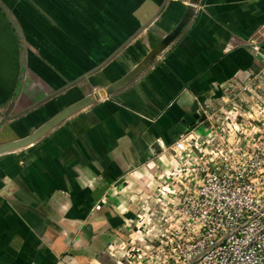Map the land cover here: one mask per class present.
Here are the masks:
<instances>
[{"label":"crops","instance_id":"1","mask_svg":"<svg viewBox=\"0 0 264 264\" xmlns=\"http://www.w3.org/2000/svg\"><path fill=\"white\" fill-rule=\"evenodd\" d=\"M83 1L88 8L78 16L75 0L62 12L56 49L43 37L24 48V67L21 43L0 11V142L29 135L81 99L75 85L63 86L96 62L90 51L98 32L105 34L99 47L111 49L114 24L124 41L154 15L128 49L172 37L127 84L26 147L0 154V264L114 262L129 238L141 236L138 208L150 205L156 174L169 168L167 147L198 119L196 111L216 108L225 82H241L248 70L264 84V0ZM250 36L258 37V52L244 42ZM113 58L100 70L108 82L125 73Z\"/></svg>","mask_w":264,"mask_h":264},{"label":"built area","instance_id":"2","mask_svg":"<svg viewBox=\"0 0 264 264\" xmlns=\"http://www.w3.org/2000/svg\"><path fill=\"white\" fill-rule=\"evenodd\" d=\"M257 39L244 42L258 52ZM243 77L167 147L169 168L138 208L140 239L108 264H264V84Z\"/></svg>","mask_w":264,"mask_h":264},{"label":"rangeland","instance_id":"3","mask_svg":"<svg viewBox=\"0 0 264 264\" xmlns=\"http://www.w3.org/2000/svg\"><path fill=\"white\" fill-rule=\"evenodd\" d=\"M77 3V7L81 9L76 12L77 16L79 15L80 11L83 9H87L88 7V1L83 0H75ZM93 3V2H92ZM0 4L6 8L9 13L11 14V19L7 16V14L4 12L2 7L0 6V11L2 14L6 15V19L8 21H11L10 23L13 26V29L15 30V26L17 27V30H15L19 42L22 44V48H26V46H40V39L43 37L44 43L46 45H50L51 47L55 48L58 46V37L60 38L61 34L59 35L58 29H63V23L61 19L63 18V13L66 11H72L71 5L73 4V0H0ZM103 9L104 7H98V9ZM132 10V9H131ZM130 10V13H131ZM58 11L61 12L58 15ZM99 19V18H98ZM104 20V19H103ZM115 22V21H114ZM44 24H48V29H43ZM115 28L113 29V37H116L113 42V47L111 49H102L99 47L100 44H103L104 41V33L96 34V38L94 39V42H98V46L95 49L91 48V55L93 53L96 54V62L91 63L90 65L87 63L84 66H81V71L83 69H87L98 64L101 60H103L118 44L123 42L122 40V34L116 33L115 31L119 30V26L117 24L113 25ZM118 26V27H117ZM32 27V31L30 29ZM42 27V28H41ZM43 29V30H42ZM131 33V32H130ZM129 33V34H130ZM136 38V37H135ZM49 41V43H47ZM145 40L143 39V42ZM117 42V43H116ZM131 42V41H129ZM142 42V41H140ZM142 42V43H143ZM143 44H138L132 49H128L129 43H127L121 50H119L114 57H116V61L112 60L111 64L114 62H117L118 60H122L121 63L118 64V67L123 69L122 72H127L129 69H131L135 64H137L144 56L145 54L150 50L146 49V47H142ZM140 47V48H139ZM144 51V55H142L141 51ZM52 55H56V50H52ZM60 56L63 55L62 52H59ZM81 55L88 56L89 55V49L84 48L81 50ZM143 56V57H142ZM114 59V58H113ZM129 63H128V62ZM24 67V65H23ZM110 68V67H109ZM101 68L99 70L94 71L93 73L89 74L87 77L75 82L72 85H69L64 89V91H69L72 89V87L75 85V88H78V91L80 92V98L84 97H90L91 102L88 104H92L95 101L104 98L105 94L102 96H99L97 99L93 98V94L97 92L98 89L102 88L104 89L105 86H107L110 82L109 80L104 77L101 74ZM115 70V69H114ZM23 72V70H22ZM114 71H110L107 76L110 78L113 75ZM73 73L70 71L69 73H66V76H72ZM36 83L34 84V87L38 89H42V82L39 80H34ZM20 82V81H19ZM18 82V83H19ZM127 84V83H126ZM37 89V91H39ZM35 91V92H37ZM72 100L69 102L68 105L72 104ZM87 105V104H86ZM55 126V125H54ZM53 126V127H54ZM53 127L49 128L48 130L41 133L36 139H34L32 142H35L39 138H41L47 131L51 130ZM30 144V143H29ZM27 144V145H29ZM22 146L20 148L26 147ZM18 148V149H20ZM18 149L9 150L6 152H12ZM5 153V152H3Z\"/></svg>","mask_w":264,"mask_h":264},{"label":"water","instance_id":"4","mask_svg":"<svg viewBox=\"0 0 264 264\" xmlns=\"http://www.w3.org/2000/svg\"><path fill=\"white\" fill-rule=\"evenodd\" d=\"M192 2L194 0H191ZM0 6L4 10V12L7 14V16L11 19V14L9 11L4 8L1 4ZM159 12V11H158ZM154 15L150 18H148L143 24H141L133 33L128 35L123 42H121L118 46H116L109 55H107L103 60H101L98 64L93 66L92 68L86 70L82 74L78 75L73 80H70L65 83L64 87H67L69 85H72L77 80H80L92 72L98 70L102 66H104L108 61H110L116 53L121 50V48L127 44L136 34H138L152 19ZM184 23V21L182 22ZM181 28V24H178V26L175 28L174 32L177 31V29ZM15 30H17V27L15 26ZM174 35V34H173ZM172 36L168 35L162 40H160L153 48H151L145 56L137 63L135 64L131 69H129L127 72H125L122 76H120L118 79L111 81L107 86H105L104 89L100 88L93 94V98L97 99L99 96H102L103 94L108 95L111 94L114 90L121 87L123 84L127 83L133 76H135L140 70H142L146 65L150 63L152 58L162 50V48L166 45V43L170 40ZM22 45V44H21ZM21 60H22V66L24 65V49H22L21 52ZM92 100L90 97H84L80 100L65 106L62 110H60L58 113L50 117L47 121L42 123L40 126L35 128L29 135H26L22 138L15 139V140H9L5 142H0V154L9 150L18 149L22 146H25L29 143H31L34 139H36L41 133L48 130L49 128L53 127L63 119H65L67 116H69L71 113H73L78 108L90 103Z\"/></svg>","mask_w":264,"mask_h":264}]
</instances>
